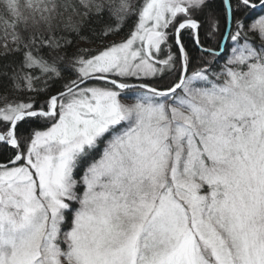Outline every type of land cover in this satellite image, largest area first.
<instances>
[{"label":"snow or ice","instance_id":"1","mask_svg":"<svg viewBox=\"0 0 264 264\" xmlns=\"http://www.w3.org/2000/svg\"><path fill=\"white\" fill-rule=\"evenodd\" d=\"M0 41V264H264V0H0Z\"/></svg>","mask_w":264,"mask_h":264},{"label":"trees","instance_id":"2","mask_svg":"<svg viewBox=\"0 0 264 264\" xmlns=\"http://www.w3.org/2000/svg\"><path fill=\"white\" fill-rule=\"evenodd\" d=\"M126 33H127V29H125V31H124V33H122L121 35H118V36H113V37H111V38H118V37H124V35H126ZM0 43H2V41H0ZM88 45H99V43H95V44H88V43H86V42H84V41H81L80 43H79V47H85V46H88ZM75 49H73V51H74ZM3 53H4V49L2 48V47H0V61H2L3 59H4V57H3ZM10 58V57H9ZM0 95H4V93H0Z\"/></svg>","mask_w":264,"mask_h":264},{"label":"rangeland","instance_id":"3","mask_svg":"<svg viewBox=\"0 0 264 264\" xmlns=\"http://www.w3.org/2000/svg\"><path fill=\"white\" fill-rule=\"evenodd\" d=\"M124 37H118V38H110L111 40H116V41H119V40H122ZM107 42V41H106ZM101 45H88V46H85V48H90V49H95L97 47H100Z\"/></svg>","mask_w":264,"mask_h":264}]
</instances>
